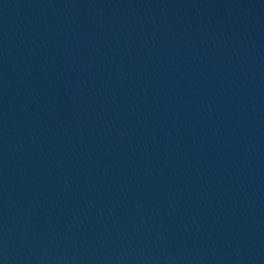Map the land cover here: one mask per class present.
I'll list each match as a JSON object with an SVG mask.
<instances>
[{
    "label": "water",
    "instance_id": "1",
    "mask_svg": "<svg viewBox=\"0 0 264 264\" xmlns=\"http://www.w3.org/2000/svg\"><path fill=\"white\" fill-rule=\"evenodd\" d=\"M0 264H264V0H0Z\"/></svg>",
    "mask_w": 264,
    "mask_h": 264
}]
</instances>
